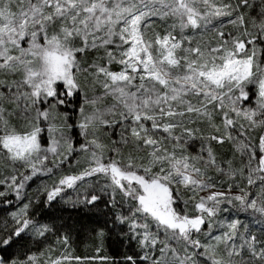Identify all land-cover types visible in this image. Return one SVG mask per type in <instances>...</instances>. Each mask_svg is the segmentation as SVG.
I'll return each mask as SVG.
<instances>
[{"label":"snow or ice","instance_id":"snow-or-ice-1","mask_svg":"<svg viewBox=\"0 0 264 264\" xmlns=\"http://www.w3.org/2000/svg\"><path fill=\"white\" fill-rule=\"evenodd\" d=\"M241 6L252 7L249 0L236 4L230 0H0V88L4 89L0 91V149L8 160L31 170L30 175L21 173L19 182L18 176L12 175L0 184L7 183L19 195L32 176L52 171L46 165L48 153L55 158L53 163L67 160L61 149L69 154L74 150L64 131L71 125L54 123L58 118L56 109L64 103L62 95L71 96L87 87V78L82 84L79 77L88 73L93 82L101 84L104 96H111L114 102L105 110L94 108L90 114L81 107L78 126L86 143L80 149L90 153L89 167L78 176L62 178L59 184L71 188L76 181L98 173L110 178L114 190L119 189L135 202L131 216L121 217V222H129L142 248L155 251L160 245L158 257L148 252L141 257L150 264H264V242L241 233L239 220L222 223L220 226L226 230L219 235L213 236L210 230L205 233L211 243L195 238L205 224L211 229L212 218L221 211L222 204L239 202L243 209L264 215V132L255 145L250 136L255 129H264V62L257 47V41L264 40V0L259 19L253 17L250 22L254 32L248 30ZM153 17L171 19L173 23L163 35H149ZM224 18H229L226 23L236 29L235 34L222 30ZM187 30H211L216 43L213 46L210 41H195L185 35ZM109 45L120 49L119 57L107 51ZM96 48L106 49L108 64L117 62L123 68L114 72L107 65L95 63L81 67L80 55ZM17 74L21 79L10 78ZM59 85L66 92L61 93ZM250 86L256 89L255 107H243V102L250 99ZM104 96H85L84 102L95 106ZM4 102L20 109L18 114L27 121L24 131L10 125ZM42 104L47 107L41 108ZM116 115L119 121L105 119ZM216 116L221 118L220 125L214 123ZM240 119L247 121V127ZM42 121L47 122L50 139L46 149L41 143ZM124 122L127 134L122 133L120 143L134 145L138 151L147 150L145 156L129 153L124 157L120 147L114 144L108 148L95 135L97 125ZM197 123H207L216 133L223 129L222 135L211 134L205 139L219 144L231 141L238 153L247 156L244 166L233 169L228 161L227 171L221 168L210 144L202 149L206 159L188 154L186 145L200 133L199 128L190 125ZM90 134L92 138L87 139ZM106 151L115 155L105 159ZM210 168L231 179L239 174L247 185L260 181L259 195L249 199L252 193L244 188H240V194H232V184L227 192L212 191L217 185L207 175ZM173 185L192 191L193 200L199 192L208 193L193 204L196 215L182 214L173 207ZM61 190L54 187L48 192V200ZM97 199L92 195L87 202ZM27 209L26 204L12 214L17 226L0 240V246L9 245L30 225L40 237L50 230L27 219ZM177 245L182 246L183 254ZM220 245L223 255L219 254ZM28 261L37 264L35 256L28 257ZM0 264L9 262L0 258ZM11 264L25 262L14 260ZM45 264L62 261L49 258Z\"/></svg>","mask_w":264,"mask_h":264},{"label":"trees","instance_id":"trees-1","mask_svg":"<svg viewBox=\"0 0 264 264\" xmlns=\"http://www.w3.org/2000/svg\"><path fill=\"white\" fill-rule=\"evenodd\" d=\"M230 2L236 4L240 0H230ZM261 3L262 0H249V4L252 7L245 8L241 6L240 11L245 14L249 31L255 30L251 28V15L260 14ZM155 23H161V21L156 20ZM149 29H151L150 26ZM227 29H230L229 32L233 34L236 32L233 26H229ZM224 31L225 33H229L226 30ZM161 34H164V32ZM204 42H206L205 39ZM257 42L262 43V40ZM22 44L24 45L23 42ZM107 51L114 53L115 46H107ZM80 62L81 67L85 68L95 63L107 65L114 72H118L120 69L117 62L108 64L105 48L86 51L80 55ZM20 77L17 74L10 78L18 80ZM91 77L88 73H82L79 78L82 84L85 83V78H87V87L83 91L74 92L71 96L62 95L61 99L64 100V103L58 105L56 109L59 125H71L70 129L64 128L65 133L72 140L74 149L67 160H64L63 163L56 161L57 163L53 164L49 161L47 167L51 168L52 171L47 172L43 170L32 176L30 180L24 183V187L20 189L19 195L16 191L9 188L7 183L0 184V192L6 193V195L0 196V240L11 235L13 229L17 226L12 214L20 212L26 204L28 205L26 218L31 220L35 225H44L50 229L44 236L40 237L35 234L30 225L29 229L22 233L20 237H13L9 245L0 246V258L8 261L9 264L14 260L30 264L28 261V257L30 256L37 258V264H45L49 258L61 259L62 264H133V262L135 264H150V261L141 259L146 252L154 257L160 255L158 251L160 245L157 246V250L155 251L142 248L139 240L134 238L129 222H121V217L131 216L130 210L133 209L135 202L124 197L119 189L114 190L115 186L112 185L110 178L101 173L87 176L83 180L76 181L73 185L76 192H71L69 187L59 184L62 178L78 176L84 171L82 164H72V162L82 153L80 145L84 144L86 140L81 135V130L78 126L82 119L80 113L81 107L86 112L88 109L87 104L84 102L85 96L92 98L100 92L98 83L93 82V78ZM2 78L3 75L0 74V79ZM58 89L61 93L66 92L62 85H59ZM40 107L44 108L47 105L42 104ZM13 115L14 113L11 111L10 120L13 119L11 123H22L19 122L18 117ZM115 120L119 121L120 118H115ZM214 123L220 125L221 118L216 116ZM240 123L245 124L242 120H240ZM121 124L123 123H113L111 126L99 128L96 136L108 148H112L114 144L120 147L121 154L124 157H127L129 153L141 157L145 156L147 150L138 151L134 145L120 143L122 133L127 134L124 130L117 132ZM46 125L47 122H41V127L44 129V132L41 134L42 143H46ZM193 126L199 128L200 133L197 134V138L192 139L186 145L187 151L189 148H192L194 151L192 145H196L197 150H202L210 144L220 167H224L227 170L228 161H231L233 169H240L244 166L245 160L236 151L231 141L225 140L223 144H219L205 139L207 134L222 135L223 129H221V132L216 133L211 131L212 128L207 123H197ZM245 126L247 127L246 124ZM24 130L25 128L18 131L22 132ZM238 131L239 129L235 130L233 132L234 135ZM262 132H264V129L257 128L250 133L253 145L257 143L258 137ZM112 154V152L106 151L105 159ZM257 155H259L258 151ZM4 156V151L0 149V157L7 159ZM21 173L30 175L31 170L9 171L5 162L0 160V180L17 175L19 182ZM207 175L211 178L219 179V175L214 170H208ZM236 177L241 178L242 176L237 174ZM56 186L61 187L62 190L49 201L48 192L52 191ZM92 195H97L99 199L93 203H88L87 199H90ZM173 196L175 200L173 207L177 211L182 214L186 212L190 216L197 214L193 208L196 200L190 199L184 190L174 187ZM235 211L241 212L243 209L238 208ZM153 230L155 231L154 225ZM256 235L261 238V241H264V233L256 232ZM65 239L67 243L63 242ZM64 257H68V259L64 260ZM128 257H132V260H128ZM201 259L203 260V258Z\"/></svg>","mask_w":264,"mask_h":264},{"label":"rangeland","instance_id":"rangeland-1","mask_svg":"<svg viewBox=\"0 0 264 264\" xmlns=\"http://www.w3.org/2000/svg\"><path fill=\"white\" fill-rule=\"evenodd\" d=\"M258 16H259V14H257V13L251 15L252 18L256 17L257 19H259ZM227 19H229V18H224L225 27L222 30L223 31L226 30V32H229L230 29H227V28H229V26H232V25L226 23ZM156 20L161 21V23H155ZM153 23H155V24H153ZM172 23H173V21L171 19H169L167 21H164V20H161L159 18L153 17L151 19V21L149 22V26H150L151 29L148 30V34L149 35H154L156 33H159V34H161L162 32L165 33L169 29V26ZM215 23L217 24V27H219V21H217ZM209 28L211 29V26H209ZM254 31L255 30H253V32ZM175 34L178 35V30H177V33H175ZM161 35H163V34H161ZM185 35L194 37L195 41H204V39H205L206 42H209V41L212 42L213 46L216 43L215 32H213L211 30H207V31L202 30L201 32H195V33L192 32L191 30H187L185 32ZM117 43H119V41H117ZM22 46L26 47L27 45H26V43H24V45L22 44ZM125 47H127V46H125ZM257 47L259 49V52H258L259 58H260V60L262 62H264V40H262V43H258L257 42ZM119 54H120V49H117L115 47L114 55L119 57ZM117 64H118V66L120 68L118 70V72H119L123 68V65H121L119 63H117ZM91 78H93V77H91ZM20 79H21V77H20ZM100 80L101 81L103 80L102 76L100 77ZM138 82L139 81H137V83ZM97 83L99 85V89H100L99 91L100 92H99L98 95H94L92 98L104 96V89L102 88V86H101V84L99 82H97ZM0 91H4V89L0 88ZM249 92H250L249 93L250 94V99H249V101H246V103L242 104L243 107H255V100H256V96H255L256 89H255V87L254 86H250L249 87ZM113 102L114 101H113L111 96H104V98L101 101H99L95 106L87 104V108H88L87 109V113L90 114L94 110V108H99L101 110H105L107 107L111 106ZM21 106H23V102H21ZM3 107L7 110L6 118L9 119V122H10L11 126L15 127L17 129V131L19 129L26 128L27 121H26L24 115L18 114V113H20V109L16 107V104L9 103V102H4ZM11 111L14 113L13 116L18 117L17 119L19 120V122H22V123H17V124L11 123V122H13V119L10 120ZM115 118H120V117H119V115H116L115 117H112V116H106L105 117V119H108V120H113ZM240 120H242L247 125V121H244L243 119H240ZM80 122H81V120H80ZM54 123L59 126L58 119H56L54 121ZM125 123H127V122H124L123 124H121V126L117 129V132H120V131L124 130V124ZM190 126L194 127L193 125H190ZM105 127H107V126H105V125H97V130L99 128L102 129V128H105ZM46 129H47V125H46ZM211 131L214 132V129L212 128ZM96 134H97V131L95 132V135ZM160 135H166V134L161 133ZM208 135H210V134H207L206 137H208ZM233 135H234V133H233ZM91 138H92V135L90 134L87 139H91ZM45 142L46 143H42V142L41 143H42V147L46 149L47 147L50 146V139L48 137V133L47 132H46V141ZM85 143H86V140L84 141V144ZM192 146L194 148V151H193L192 148L191 149L189 148V150L187 151L188 154L193 155V156L203 155L205 157V159L207 158V153L206 152H204L202 150H197L196 149L197 148L196 145H192ZM61 151H63L64 155H66L67 158H68V156L70 154L66 151V149H61ZM48 156H49V161L51 162V164H53V161L55 160V158L52 156L51 153H48ZM110 156H114V153L112 155H110ZM4 157L7 158L6 155ZM242 157H243V159L246 162L247 156H242ZM60 159L62 160L63 156H61ZM90 159H91L90 153L88 151L82 150V153L80 154V156L75 158L74 161L72 162V164H77V163L82 164L83 165V170H85L86 168L89 167ZM0 160H3V162H5V165H6V167H7V169L9 171L25 169L19 163H15L14 164L12 161H10L8 159H4V158L0 157ZM49 161L46 162L47 166H48V162ZM56 161L58 162L59 160H56ZM57 162H55V163H57ZM38 167H39V165H38ZM221 168L225 169L224 167H221ZM208 170H214L219 175V177H218L219 179L212 178V182L217 185V187L215 189H212V191L227 192L228 191V185L232 184L233 185L232 190H231L232 194H240V188H244L246 191L252 193V196H250L249 199L257 197L259 195L260 181H257V183L254 184V185H247L245 177H241V178L235 177V179H231L229 176L225 175L224 173L218 172L216 170V168H210ZM245 171H246V174H247V169H245ZM174 187L178 188L180 190H184L186 192V194L189 196V198L192 199V197L194 195L192 191L188 190L187 188L183 187L182 185H173V188ZM70 191L71 192H76L75 191V187H71ZM207 194H208L207 192H199V194L196 195L195 200L197 201L199 199V196H204V195H207ZM220 208H221V211H219L217 213V215L212 218V227H211V229H209V225L208 224H205L203 226V232L199 233V234H195V238L200 239L202 243H211L212 241H210V239L208 238L207 235H205V233H207L210 230L211 234L213 236L219 235L224 230H226L225 228L220 226L222 223L226 224L228 222H231L232 220H239L241 222V226L239 227V231L241 233H244L245 235H254L257 238L258 242H264V241H261V238H259L256 235V232L264 233V215H261L258 212H254L252 209H247V210L243 209L239 205V202H234V204H232V205H229V204L225 203V204L220 205ZM238 208L243 209V211H241V212L235 211V210H238ZM224 209H227V211H224ZM245 226L247 228V232H245ZM160 236L163 239V232L162 231L160 232ZM237 243H240V241L238 240ZM258 246H259V244H258ZM177 247L180 249L181 253L183 254L182 246L181 245H177ZM219 254H221V255L224 254L223 245H220ZM245 258H248L246 252H245ZM236 259L239 260L240 258L236 257ZM253 264H258V262L254 261Z\"/></svg>","mask_w":264,"mask_h":264}]
</instances>
